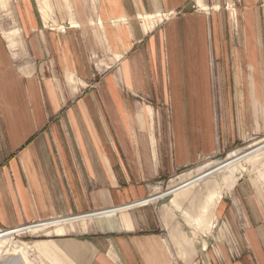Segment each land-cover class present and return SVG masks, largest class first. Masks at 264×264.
I'll list each match as a JSON object with an SVG mask.
<instances>
[{
	"label": "crops",
	"instance_id": "obj_1",
	"mask_svg": "<svg viewBox=\"0 0 264 264\" xmlns=\"http://www.w3.org/2000/svg\"><path fill=\"white\" fill-rule=\"evenodd\" d=\"M191 1L72 0L76 31H39L26 11L29 58L24 42L10 57L0 41V229L145 199L180 171L264 136L257 0H244L251 8L233 46L229 28L212 31L201 14L163 31L139 23ZM102 45L107 74L85 90ZM213 221L209 234L190 236L159 204L104 216L83 241L48 243L82 264H264V169L223 192Z\"/></svg>",
	"mask_w": 264,
	"mask_h": 264
},
{
	"label": "rangeland",
	"instance_id": "obj_2",
	"mask_svg": "<svg viewBox=\"0 0 264 264\" xmlns=\"http://www.w3.org/2000/svg\"><path fill=\"white\" fill-rule=\"evenodd\" d=\"M244 0H192L187 6L175 13H160L158 15H142L138 17L139 23L145 28H159L162 31L164 27L173 20L183 19L194 14L204 15L208 20L206 24L212 26V31L221 26L229 28L233 33V39L229 38L228 45L236 44L237 26L244 25L245 22L241 16L243 10H248ZM255 10H260L264 13V0H257L254 6ZM253 9V7H252ZM36 12L37 18L41 21V28L43 31L45 25L47 31L61 34L62 31L75 30L71 29V25L76 27V17L72 6V0H0V41L8 45V53L12 55V42H24L25 46L28 42L27 34L24 26L26 11ZM25 16V17H24ZM240 17V18H239ZM242 21V23H241ZM244 22V23H243ZM43 23H45L43 25ZM245 26V25H244ZM103 27V26H101ZM77 28V27H76ZM104 31V30H103ZM105 32V31H104ZM167 45V41H166ZM230 46V45H229ZM12 52V53H11ZM165 52V51H164ZM29 51L26 46V56L29 58ZM14 54V53H13ZM108 56L111 54L107 51L105 46H101L100 51L92 56V66L95 76L89 87L83 89H97L101 85L98 78L107 74L108 70ZM116 59L118 54L116 53ZM20 60H16L19 64ZM21 62V61H20ZM98 86V87H97ZM145 100V99H143ZM264 145V136H260L244 145L236 147L228 153L211 160H206L196 165L180 171L174 177L168 179L165 185L161 187L156 193L146 197L145 199L132 201L118 208H125L131 204L150 200L160 194H165L172 190L175 186L182 184L184 181H191L201 174L212 170L222 162H227L231 158L240 157L242 154L251 152L257 147ZM264 169V148L255 152L254 154L242 158L234 164L226 167L219 172L208 176L205 179L198 180L193 184L181 189L178 192L170 193L154 202L128 208L122 211L110 212L104 214H97L106 212L111 209H104L100 211H92L83 215H71L68 217H57L49 221H43L30 224L29 226L42 225L53 221H61L64 219H72L77 217L75 221H68L51 225L42 228H32L20 233H14L0 239V264H18L14 261L15 257H20L19 264H82L63 252L59 245L60 243H48L49 241L60 242L66 239H76L83 241L85 236L83 233L91 231L98 223V220L106 217L119 218L121 215L130 213L139 209L140 207L156 206L159 204L168 205L174 208L180 218L182 228L190 236L198 235L199 233L210 232L213 226V219H215V207L220 200L221 195L225 191H230L234 187L236 179L241 175L251 176L258 170ZM123 206V207H122ZM93 214V217L87 216ZM85 219H81L83 216ZM28 225L22 227H29ZM14 229H0V233ZM85 264V263H83Z\"/></svg>",
	"mask_w": 264,
	"mask_h": 264
},
{
	"label": "bare ground",
	"instance_id": "obj_3",
	"mask_svg": "<svg viewBox=\"0 0 264 264\" xmlns=\"http://www.w3.org/2000/svg\"><path fill=\"white\" fill-rule=\"evenodd\" d=\"M14 43H16V42H12V45L14 44ZM262 148H264V145L263 146H261V147H257L256 149H254V150H252L251 152H247V153H244V154H242L240 157H236V158H231L229 161H227V162H222V163H220L217 167H215V168H213L212 170H210V171H207V172H205V173H203V174H201L200 176H198L197 178H195L194 180H191V181H184L182 184H180V185H178V186H175L172 190H170L169 192H167L166 193V195H168V194H170V193H174V192H178V191H180L181 189H183V188H185V187H187L188 185H190V184H193L194 182H197L198 180H201V179H205V178H207L208 176H210V175H212V174H215V173H217V172H219L220 170H222V169H224V168H226V167H229L230 165H232V164H234L235 162H237V161H239V160H241L242 158H245V157H248V156H250V155H252V154H254L255 152H258L259 150H261ZM165 194H160V195H158V196H156V197H153V198H151L150 200H146V201H142V202H139V203H136V204H134V205H129V206H127V207H125V208H132V207H134V206H139V205H145V204H147V203H150V202H154V201H156V200H159V199H161L162 197H164V196H166ZM124 208V209H125ZM118 209H112V210H109V211H104V212H100V213H98L97 212V214H104V213H112V212H116ZM87 216H93V214H90V215H87ZM86 215L85 216H83V217H81V219H85L86 217H87ZM76 219H78V218H72V219H64V220H61V221H53V222H49V223H43L42 225H35V226H29V227H22V228H20V229H16V230H9V231H5V232H3V233H0V239L1 238H4V237H7V236H11L12 234H14V233H20V232H23V231H25V230H31L32 228H36V229H38V228H42V226L43 227H48V226H51V225H56V224H59V223H64V222H67L66 220H76ZM14 261H16L18 264L20 263V257H15V259H14Z\"/></svg>",
	"mask_w": 264,
	"mask_h": 264
},
{
	"label": "built area",
	"instance_id": "obj_4",
	"mask_svg": "<svg viewBox=\"0 0 264 264\" xmlns=\"http://www.w3.org/2000/svg\"><path fill=\"white\" fill-rule=\"evenodd\" d=\"M140 202H141V201H140ZM137 203H139V202H137ZM134 204H136V203H134ZM134 204H131V205H134ZM137 206H138V205H137ZM137 206H134V207H137ZM139 206H142V205H139ZM139 206H138V207H139ZM132 208H133V207H132Z\"/></svg>",
	"mask_w": 264,
	"mask_h": 264
}]
</instances>
